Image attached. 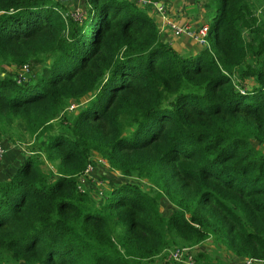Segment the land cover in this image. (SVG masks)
<instances>
[{
  "label": "trees",
  "instance_id": "trees-1",
  "mask_svg": "<svg viewBox=\"0 0 264 264\" xmlns=\"http://www.w3.org/2000/svg\"><path fill=\"white\" fill-rule=\"evenodd\" d=\"M256 2L216 0L209 47L182 54L152 4L85 0L77 19L64 0H0V144L27 146L0 171V264H154L208 239L264 263ZM93 154L124 177L102 201L77 188Z\"/></svg>",
  "mask_w": 264,
  "mask_h": 264
},
{
  "label": "rangeland",
  "instance_id": "rangeland-1",
  "mask_svg": "<svg viewBox=\"0 0 264 264\" xmlns=\"http://www.w3.org/2000/svg\"><path fill=\"white\" fill-rule=\"evenodd\" d=\"M64 1H65V4L67 5V7L69 8V10L74 14L75 18L79 19L81 17L80 14L84 11L85 0H64ZM208 1L209 2L207 4V7L210 6V10L207 7L205 8V9H207V13L204 14L206 17L205 23H207L211 20L212 16L215 14V9H216V0H208ZM253 1H258V3L256 2L257 8L262 9V10L264 9V0H260V1L259 0H253ZM203 4H205V3L203 2ZM200 5H202V4H200ZM210 12H212V13H210ZM249 83L251 84V82H249ZM237 86H238L239 90L244 89V88L240 87L239 84H237ZM62 129H65V128L62 126ZM17 135L22 137L20 131H16V134L14 135V137H17ZM1 143L5 146V149L3 151L2 156L0 157V171H2L3 172L2 175L6 177V176H8V174H10V172H12L15 169V167L20 162L19 160L22 159V156H21L20 152H17L16 153L17 155H14L10 151H8V144H7L6 140H3ZM16 145L22 146V148L27 147L25 143L22 144L20 141ZM99 165L100 166L99 167L97 166V170L95 172V174H96L95 184L98 185V186H96L97 189L95 191L97 193L96 198L98 200H103V198L105 196H107V193L109 192L110 186L115 185L116 183L124 180V177L121 176L119 174V172H116V171L108 168L107 165L106 166L102 165V163H100ZM53 168L50 166V169L54 170ZM101 171H106V175H102ZM132 180L138 181L142 186L149 187L145 180H138L136 177H132ZM91 181H93V180L91 179ZM101 182H102V184L100 185ZM161 205L163 208L162 212L164 215L169 214L173 210V207L171 206V204L167 200H162ZM190 247H191V250L193 251V253L195 254V256L199 252H202L206 255V258H204V259L203 258L196 259L195 260L196 264H230L231 261H234V260H232V257H229L228 252L225 248H223L221 246L219 247V245L213 244L211 239L206 240L202 244L190 246ZM164 253H165L164 255L166 256V250ZM162 256L159 258H156L153 263L154 264H162L164 262V260H167L165 258V256L163 258H162ZM232 264H238V263H232Z\"/></svg>",
  "mask_w": 264,
  "mask_h": 264
},
{
  "label": "crops",
  "instance_id": "crops-1",
  "mask_svg": "<svg viewBox=\"0 0 264 264\" xmlns=\"http://www.w3.org/2000/svg\"><path fill=\"white\" fill-rule=\"evenodd\" d=\"M155 3V11L151 12V15L155 18L157 25L159 27L160 35L162 36L163 40L169 42L173 48L178 51L179 53H195L203 48L202 45L196 43L191 38L185 35H175L173 31L166 25L164 17H168L170 20H173L176 24L183 25L187 24L191 27H199V25L205 23L206 17L205 13H207L208 0H157L153 1ZM203 2L205 4H203ZM202 4V5H200ZM210 10V6L207 7ZM213 12V11H212ZM210 12V13H212ZM209 22H207L208 24ZM8 144V151L12 154L17 155V152H20V146L14 145L9 142ZM104 161V162H103ZM92 162H93V171L88 179L85 181V186L88 188V192L93 197L95 201H100L96 198V189L98 185L95 184V172L97 170V166L99 167L100 163L102 165H107L105 160L96 154L92 155ZM118 172V171H116ZM102 175H106V171H101ZM91 179L93 181H91ZM102 182L100 183V185ZM99 185V186H100ZM94 189V190H93ZM104 199V198H103ZM102 201V200H101ZM172 206V205H171ZM230 264L238 263L242 264L243 259H238L236 257H232ZM253 264H264L263 262L254 261Z\"/></svg>",
  "mask_w": 264,
  "mask_h": 264
},
{
  "label": "built area",
  "instance_id": "built-area-1",
  "mask_svg": "<svg viewBox=\"0 0 264 264\" xmlns=\"http://www.w3.org/2000/svg\"><path fill=\"white\" fill-rule=\"evenodd\" d=\"M140 4L146 5V4H152L155 5L150 0H137ZM81 16V14H80ZM166 25L173 31L175 35H185L192 40H194L196 43L202 45L203 47H209L208 41H207V31H208V24L203 23L199 25V27H191L187 24L179 25L176 24L173 20H170L168 17H164ZM29 71L28 65H23L21 70L17 73V81L20 80L21 77L25 76L26 73ZM74 105H71L69 108L72 109ZM3 147L0 144V157L3 154ZM104 162V161H103ZM93 163H89L87 167L85 168L84 172L80 175H78V184L77 188L80 192H86L88 188L85 186L86 179L89 178L93 171ZM166 258L168 260L182 263V264H196L194 259V253L191 250V247L189 246H182V247H173L166 250ZM255 260L253 259H246L243 260L242 264H253Z\"/></svg>",
  "mask_w": 264,
  "mask_h": 264
}]
</instances>
